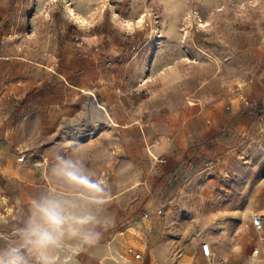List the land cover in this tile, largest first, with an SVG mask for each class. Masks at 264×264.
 Instances as JSON below:
<instances>
[{"label":"rangeland","instance_id":"374dc122","mask_svg":"<svg viewBox=\"0 0 264 264\" xmlns=\"http://www.w3.org/2000/svg\"><path fill=\"white\" fill-rule=\"evenodd\" d=\"M263 75L264 0H0V264H40L29 172L37 202L75 196L106 226L152 210L146 264H210L202 242L216 264H264V116L227 108ZM247 112L262 125L244 135L225 116Z\"/></svg>","mask_w":264,"mask_h":264},{"label":"crops","instance_id":"0c3cea01","mask_svg":"<svg viewBox=\"0 0 264 264\" xmlns=\"http://www.w3.org/2000/svg\"><path fill=\"white\" fill-rule=\"evenodd\" d=\"M88 41L92 42L93 39H88ZM86 51H88V49H86ZM81 60H88L86 62L92 63V61H95L96 59L82 58ZM85 65L86 63H84V61L80 62V59L77 61V68ZM76 87L80 88L79 86ZM253 93L259 97L261 105L264 106V75L256 78ZM233 114L226 115L225 117L232 121V125L236 126V130H238L239 133H243L244 135H249L253 130H255L254 127H256L258 131L259 126L262 125L259 118L251 123L253 117H249L251 114L250 112H247L244 116L237 114L238 117L236 115L234 117ZM257 134H259V132H257ZM37 178L38 177L34 172L24 174L22 180L24 181L26 187L23 189L22 194L23 199L27 202L33 203L34 201L37 202L40 199L35 193L37 187L34 185H37ZM40 178H43V176L41 175ZM137 183L138 185L140 184V182ZM90 193L91 195L88 196L89 200L83 201L99 205L106 203V205L108 204L110 207L112 200H114L107 196H97L98 193L92 190H90ZM69 199L71 202L65 205L67 214L69 216L85 215L83 208H77L75 206V196L69 197ZM87 215H91L94 218L91 224L80 227L70 223L65 226L64 235L60 238L59 243L53 246L57 249L56 255L49 256L52 258L53 264H127V258L122 254L123 245L120 244V237L116 236L113 231L114 226L121 223V221L125 219L122 224L129 227L126 239L134 241L132 233L146 227L144 219L134 217L129 218L130 211L124 209L121 211L120 217H117L118 219L115 218V223L112 226L110 225V227L106 226V223H101L100 220L95 217L96 214L94 211L89 213L88 210ZM73 226L78 227L80 234L72 235L71 228ZM85 232L92 234L93 242L91 244L84 242L83 233Z\"/></svg>","mask_w":264,"mask_h":264},{"label":"built area","instance_id":"2783aa9c","mask_svg":"<svg viewBox=\"0 0 264 264\" xmlns=\"http://www.w3.org/2000/svg\"><path fill=\"white\" fill-rule=\"evenodd\" d=\"M249 85L250 81H245L230 88L232 100L228 102L227 108H232L233 105L237 103L238 107L240 108L249 109L250 112H256L257 114H262V116H264L260 99L258 96L254 95L253 89H250ZM151 154L156 160L154 161V164L157 162H166V159L163 157L156 156L153 153ZM27 157V154L24 153L19 157V161L23 162L27 159ZM48 161L49 157L47 155H42V160L40 163H48ZM153 214L154 212L150 209L143 211L142 219L147 221L146 230L139 229V231L133 232L132 235L134 241L126 239V235L129 232V227L124 226L125 224H122L125 219L121 221V223L114 226L113 231L116 236L120 237V242L123 245L122 254L127 258V264H146L151 251V237L155 231L153 224ZM252 222L260 238L264 239V215L254 214L252 216ZM200 249L203 256L207 258L210 264H216L218 256L210 242H202ZM223 262L224 264H229L228 261Z\"/></svg>","mask_w":264,"mask_h":264},{"label":"clouds","instance_id":"9594fccd","mask_svg":"<svg viewBox=\"0 0 264 264\" xmlns=\"http://www.w3.org/2000/svg\"><path fill=\"white\" fill-rule=\"evenodd\" d=\"M61 171L73 183L86 186L96 193H103V188L99 184H93L73 171H65L64 169ZM33 204L38 220L25 230L26 242L40 250V264H53L52 258L46 254L45 250L59 243L60 238L65 233V226L72 223L75 226L83 227L91 224L94 218L91 215L69 216L66 212L65 204L56 199L34 201ZM75 226L71 228L72 235L80 234L78 227ZM83 239L88 244L93 242L92 234L87 232L83 233Z\"/></svg>","mask_w":264,"mask_h":264},{"label":"bare ground","instance_id":"6f19581e","mask_svg":"<svg viewBox=\"0 0 264 264\" xmlns=\"http://www.w3.org/2000/svg\"><path fill=\"white\" fill-rule=\"evenodd\" d=\"M76 15V14H75ZM73 17H74V15H73ZM82 20V19H81ZM80 20V21H81ZM90 101L94 104V106L95 107H97L98 109H106V107L103 105V103L104 102H101L100 101V98L99 97H97V95L94 93L92 96H91V99H90ZM91 106V105H90ZM93 107V106H92ZM90 109H92L91 107H90ZM94 109V108H93ZM99 111V110H98ZM101 111V110H100Z\"/></svg>","mask_w":264,"mask_h":264}]
</instances>
